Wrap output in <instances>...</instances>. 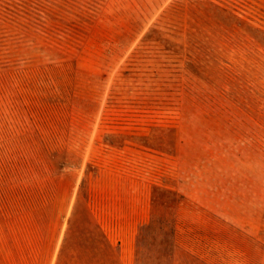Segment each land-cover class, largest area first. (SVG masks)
I'll use <instances>...</instances> for the list:
<instances>
[{
  "label": "rangeland",
  "instance_id": "1",
  "mask_svg": "<svg viewBox=\"0 0 264 264\" xmlns=\"http://www.w3.org/2000/svg\"><path fill=\"white\" fill-rule=\"evenodd\" d=\"M0 264H264V0H0Z\"/></svg>",
  "mask_w": 264,
  "mask_h": 264
}]
</instances>
